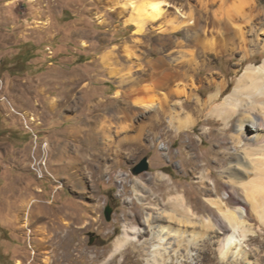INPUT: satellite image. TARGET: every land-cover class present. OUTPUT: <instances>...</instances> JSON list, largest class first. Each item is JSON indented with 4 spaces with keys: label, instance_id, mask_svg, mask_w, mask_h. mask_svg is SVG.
Returning a JSON list of instances; mask_svg holds the SVG:
<instances>
[{
    "label": "rangeland",
    "instance_id": "rangeland-1",
    "mask_svg": "<svg viewBox=\"0 0 264 264\" xmlns=\"http://www.w3.org/2000/svg\"><path fill=\"white\" fill-rule=\"evenodd\" d=\"M167 1L165 15L135 32L127 22L126 0H0V264H154L147 261L149 244L139 252L148 234L136 236L130 227L146 230L147 214L170 211L167 199L178 195L185 199L190 212L184 216L191 223L185 228L176 220L159 225L198 233L200 241L188 251L182 247L177 258L155 264H264V237L253 220L256 199L228 176L229 163L238 155L247 153L253 167L264 158L239 143V110H249L245 97L241 103L229 98L236 91L242 98L238 80L250 72L248 67L257 72L261 50L242 66L238 62L247 54L230 45L224 56L204 54L200 59L208 65L198 74L191 71L179 86L189 93L188 103L173 99L175 119L170 124L166 116L160 138L151 141L144 133L129 142L155 114L140 106L158 108L161 90L139 96L133 127L117 133L113 126L111 133L95 136L100 113L131 108V99L116 95L124 89L109 73L142 68L162 54L182 62L185 55L173 46L163 48L162 38L210 34L212 28L201 33L175 19L177 9L183 14L197 10V0ZM237 24L247 39H256L250 25ZM258 34V40L264 39ZM199 50L190 44L183 51ZM216 94L212 108H205ZM144 157L148 170L133 175L131 169ZM194 159L200 165L196 178L189 175ZM158 176L175 190L164 200ZM216 199L225 211L243 213L244 228L253 233L243 236L242 228L229 224L210 205ZM208 221L223 227L226 232L219 235L229 236L239 256L221 259L213 233L217 228ZM125 228L136 239L123 254H115L114 243ZM171 235L163 244L175 248L178 239Z\"/></svg>",
    "mask_w": 264,
    "mask_h": 264
},
{
    "label": "bare ground",
    "instance_id": "bare-ground-1",
    "mask_svg": "<svg viewBox=\"0 0 264 264\" xmlns=\"http://www.w3.org/2000/svg\"><path fill=\"white\" fill-rule=\"evenodd\" d=\"M197 1L199 6L197 10L195 9L193 13L183 14L180 13L179 9H177L174 12L175 19L183 25H187L190 28L195 29V31L201 30V33L202 30H204L203 32L205 33V29L209 31V29L212 28L210 29V34L195 33L190 37L184 36L183 39H179L178 37H173L171 35H166L162 38L161 46L163 48H170L173 46L177 48V53L185 55L186 59L182 62L175 64L174 60L171 58V53L162 54L156 60L147 61L142 68H131L125 72L120 71L115 74L113 72L109 73L112 78L114 77L118 86L124 89V91H121L116 95H122L125 98L131 99V108H129L130 110L128 111L125 108H120L119 111L108 110L100 113L96 120L99 127L95 130V136H104L111 133L113 126L117 128V133L126 131L130 127H133V119L136 115V109L141 107L147 111L148 109L150 111L153 110V113L155 114L152 117H149V121L147 123L141 124L138 128H136L137 135L130 138L129 142L141 138L144 133L148 135L151 141H154L162 136V130L160 131V127L165 123L164 119L167 115L170 117V124H173V120L175 119L173 109L176 107L173 99L185 98V103H188L189 93L186 92L184 88L179 89V86H181V84L189 78L191 71L196 69L198 74L208 65V61L203 62L200 59L204 54L213 55L215 57L224 56L227 53V45H230L231 50H239L247 54L245 59H241L238 62V65L242 66L249 58L255 56L259 50L264 53V39H257L260 35L258 34V31L264 34V4L262 3L263 6H261V1ZM169 5L170 2L167 0H126L125 5L123 6L129 10L127 22L129 25L135 27V32H140L145 27L155 23L157 18L165 15ZM214 7L216 9L212 11ZM239 22L250 25V34H252V37L256 35V39H247L242 26L237 24ZM255 25H258V27ZM176 26L174 28H177V30L182 28L181 25ZM212 35H216L215 40L212 38ZM190 44L198 47L200 50L190 52L183 51ZM254 69L255 68L253 67L247 68L248 72H254L252 71ZM234 72L237 73L238 70H234ZM250 72L247 73L245 77L238 80V92L243 90V95L240 93L242 98L241 96L239 97L236 95L237 91L229 98L233 97L235 98L234 100L241 103L242 99L245 97L243 101H245L246 105H248L247 109L253 111H245V108L241 111L239 110L240 116H238L239 119L237 124L238 136L241 140H238L239 143L244 141L245 143L243 146H252L251 150L253 154H261L264 157V58L262 64L257 68V72ZM159 90L164 93V96H162L161 102L158 104V108H155L154 110L155 105L153 104L140 106L141 104L137 101L140 95L148 94L149 91L157 92ZM221 92L219 94H221ZM217 97L218 94L211 96L204 107H209L211 109L214 98ZM86 122L87 124L90 123V121ZM182 127L183 126L180 124L176 127V129L179 131ZM124 141L127 142V140H120V143H123ZM105 151V153H107L108 150L105 148ZM197 160L198 159H194L190 162L191 170L189 175L195 178L200 169V165ZM258 161V164L260 163V165L253 167L251 160L248 159L247 153L238 155L235 162L229 163L228 176L231 178L230 180L235 182V184H239L243 190H252V196L256 199V202L252 205L253 210L251 209L255 213L253 220L258 224L260 231L259 235L264 237V158L263 161L262 159ZM113 164H115V162H113ZM158 177L160 180L157 184H159V187L162 188L159 195L163 197L161 199L164 200L166 198L165 196L171 195V193L175 192V190L164 176ZM198 178L200 179L199 183L205 184V181H202L203 177ZM202 190L204 193L209 192V190L203 187ZM160 196H155L156 199L154 200H159ZM148 198L149 196H147V199ZM154 200H150V203L154 202ZM209 203L225 217L229 224L242 228L243 236H247L248 233H253V230L251 231L249 228H244L245 221L242 219L243 213L237 215L235 212L225 211L223 209L224 204L221 199L209 200ZM242 203L245 204V202ZM165 208H169L170 211L162 210L158 213L157 217L152 214H147L144 219V225L147 228L146 230L140 231L137 226L130 227V232L136 234V236L148 234V240L144 241L140 245L141 247L139 252L143 251L145 247H143V245L149 244L150 247H148L149 250L147 249V252H149L148 255H150L151 259H147V261H153L154 264L159 263L161 260L164 261L165 259L173 260L174 257L177 258L178 252L182 249V247L188 251V249L192 246L195 247L198 241H200L198 233V235L192 232L188 233L186 229H178L174 231L169 227L166 228L165 226H162L163 224L159 225V222L170 221V223H173V221L176 220L179 224H182L181 227L185 228L191 223L190 219L187 216H184L185 214H188L190 210L186 206L185 199L181 195L176 196V198L168 197ZM248 208L249 207H247V205H244L246 214L248 216H252L254 213L251 215L252 211L250 212V209ZM149 209L154 210L151 207ZM208 226L211 228H217V230H214L213 233L216 234L217 236L215 237L218 238V242L216 241V249L222 256L221 259L226 260L228 256L229 258L233 257L235 255V252L232 250L234 247L233 242H230L229 236L219 235L222 234L220 231L224 232L223 227L217 224L214 225L210 221H208ZM171 233H175L177 237L176 239H178L175 248L172 247V243H168L170 247H165L163 244L168 237L172 236ZM135 239L136 237L129 236L128 231L125 228L123 230V234L116 239L113 252L115 254H123L124 249L132 246L133 240ZM250 239H252V237ZM184 241L187 242L185 245L182 244ZM237 256H239V252L235 255V257ZM240 256L243 260H246L244 255L240 254Z\"/></svg>",
    "mask_w": 264,
    "mask_h": 264
},
{
    "label": "water",
    "instance_id": "water-1",
    "mask_svg": "<svg viewBox=\"0 0 264 264\" xmlns=\"http://www.w3.org/2000/svg\"><path fill=\"white\" fill-rule=\"evenodd\" d=\"M149 168V164L147 161V158H143L141 159L132 169H131V173L133 175H139L145 171H147Z\"/></svg>",
    "mask_w": 264,
    "mask_h": 264
}]
</instances>
